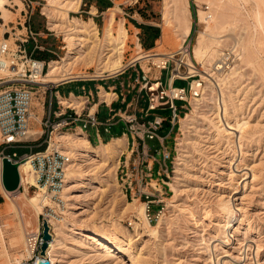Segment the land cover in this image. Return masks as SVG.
<instances>
[{"label": "rangeland", "instance_id": "1", "mask_svg": "<svg viewBox=\"0 0 264 264\" xmlns=\"http://www.w3.org/2000/svg\"><path fill=\"white\" fill-rule=\"evenodd\" d=\"M22 1L23 5L16 0L18 6L9 7L12 11L10 14L11 23L7 24L6 30H4V32L9 31L8 38H11L13 42L15 35L25 36L29 29L33 32L37 31V42L43 44L49 51L34 50L32 53L34 57L44 60L64 57L68 51V36L71 34L68 35L65 26L55 29L50 26L49 16H53L54 11L48 5V0H33L34 9L31 14H29L31 7L29 0ZM103 1L105 0H81L79 10L70 12L69 15L76 16L84 22H88L91 18L98 36L103 37L110 14L108 8L105 7L106 1ZM107 1L111 3L110 8L114 9V19L111 23L112 32L116 33L120 27H123L128 35L122 55L123 65L135 57V40L139 41L143 50H152L151 52L176 50L180 40L177 37L178 30L174 25V19L169 12L173 7V0ZM185 1L191 13V33L186 38V43L190 41V46H192L196 29H198L196 12L199 8L205 9L206 2L203 0ZM27 4L30 7H27ZM15 7L18 10H15ZM227 7H231V5ZM164 8L171 9L165 10ZM164 10L169 12H167L169 22L163 20ZM226 21V25H229L226 27L227 31L224 30L226 35L229 33V28H234V32H242L245 35V32L240 30L243 26L242 21L234 23L231 18H227ZM0 22L3 21L0 20ZM11 26L14 27L12 30L9 28ZM24 26L27 27V30L23 28ZM1 30L2 28H0ZM263 42L261 43L263 44ZM84 44L88 46L90 41H85L83 46ZM33 45L32 40L26 44L28 53L32 51ZM262 47L264 44L260 49ZM82 50L80 54L84 57L87 51L86 48H82ZM141 64L143 67L159 69L151 61L141 62ZM243 65H240L242 69L239 72L243 74V78L238 75L243 88L240 87L242 90L239 89L238 92L241 95H238L241 96L240 99H243L240 114H243L244 117L247 116L249 132L241 141V147L234 136L232 151L228 150L225 137L217 140L216 131L208 120L211 118L210 102L208 101L211 93L209 90L206 91L204 100L196 108V122H192L193 126L187 133L184 134L180 130L181 132L179 131L176 138V152L184 147L183 162L179 167L180 171H178L180 176L177 187L178 194L174 198L175 204L181 207L182 211L175 208L163 209L166 219L158 229L159 237L155 238L149 235L141 221H138L139 226L136 232L132 223V220L136 219V209L131 207L124 213L123 205L119 197L115 196L114 188L84 181L71 189L70 206L73 207L67 210L69 215H64L67 216V225L70 229L62 235L64 238L59 247L60 255L56 264H264V63L256 62L260 70L257 67H255L256 70H251V67ZM145 67L144 69L149 71ZM90 73L102 75L106 72L100 74L99 71L96 72L93 64L78 61L72 65L68 76H89ZM198 78L199 76L196 75L195 79ZM41 86L34 90L36 92L32 101V114L38 116L39 120L37 117V119L34 118L36 121H31L29 133L35 132V134L30 138L36 140L29 142V145L41 143L47 137L46 131L40 135L45 127L38 123L41 116L38 115L39 113L36 114V112L43 114V101L46 95L43 92L44 85ZM231 88L228 90L232 91ZM189 97H192V94ZM191 99L189 110L194 109ZM56 132L54 131L52 136ZM147 141L151 143V140L147 139ZM1 149L0 146V151ZM12 151H16L20 155L26 151L29 152L30 149L28 146H14L5 149L6 153ZM176 155L177 153L174 158L177 157ZM175 161L176 159H173L172 171H169L165 182L170 181V176L173 175L176 168ZM91 163L99 167L98 175L101 174V178L102 176L104 178L108 169L107 164H103L99 160ZM251 166L256 169V180H252ZM115 173L117 176V169ZM244 173L245 175L242 177ZM117 182L122 189L123 181L117 179ZM151 185L160 189L156 181ZM244 185L246 186L244 187ZM165 186L163 197L166 204V200L172 198L173 194L168 185L165 184ZM235 186L237 189L233 193L232 187ZM24 189L28 190L27 196L35 191L33 188L22 185L19 192ZM231 190L232 195L234 194L232 199L236 209V219L232 221L233 225L223 239H210L214 228L222 221L218 217L216 199L219 194L226 195ZM122 198H124L122 200L130 202L135 197L132 199L129 197L127 200L122 189ZM14 200L23 213V229H21L18 214L9 212L5 206L6 198L1 183L0 264H14V258L20 252L27 255L24 236L26 231L36 228L38 223V217L34 216L33 209L27 205L23 197H16ZM138 201L142 202L139 199ZM164 202L163 207L165 206ZM192 214L194 216H191ZM128 220L132 226L128 225ZM114 223L118 227L121 226L122 231H125V235L122 237V249H124L122 255L115 252L104 254L95 245H89L86 248L85 241H83L86 225L107 229L110 235H114L117 233L111 229V225ZM156 223L157 220L152 224Z\"/></svg>", "mask_w": 264, "mask_h": 264}, {"label": "bare ground", "instance_id": "2", "mask_svg": "<svg viewBox=\"0 0 264 264\" xmlns=\"http://www.w3.org/2000/svg\"><path fill=\"white\" fill-rule=\"evenodd\" d=\"M203 1L206 2V6L205 9H197L196 24L198 25V29H196L194 43L190 46L188 53L184 52L183 46L186 43V38L191 33V13L188 10L185 0H173L172 9H168H171L169 12L172 15L170 16L174 19V25L177 28L176 30H178L177 37H179L180 40L176 50L171 52H151L152 50H143L139 41L135 40L136 54L132 61L138 60L140 63H148L151 61L156 67H160L166 60H171L173 58V60L176 61L175 55L181 52L180 58H182L187 70L186 74H195L198 75L199 78H194L191 82V101L194 109H190L185 116L181 118L180 130L183 131L184 134L187 133L191 126H193V121L196 122V108L199 106L200 102L204 100L206 91L209 90L211 93L208 97V101L210 102L209 112L211 115V118L208 119L209 124L216 131V139L219 140L225 137L227 139V148L232 151L234 136L241 147V141L246 137L250 129L249 123L246 120L247 116L244 117L243 114H240L243 100L240 99L241 94L238 92L239 89L242 90L243 88L241 86L242 83H240L241 79L238 77V75H241L243 78V74L239 73L242 69L240 65L244 64V67H251V70H256L255 67L258 65H256V62L264 63V47L260 49L264 44V0ZM8 3L9 0H0V18L3 20V23L0 22V28H2L0 37L13 44L14 40L12 42L11 38L3 37V32L6 30L5 26L10 21L11 12L6 8ZM80 3L81 0H48V5L54 11V15L49 16L50 26L54 29L59 26H65L68 35H71L68 36V51L66 55L60 59H51L47 61V68L39 80L41 85L45 86L49 82H61L74 78V76H68L69 70L72 68V65L78 61L93 64L96 72L99 71L100 74L104 72L114 73L123 67L122 55L128 35L123 27H120L116 33L112 32L111 23L114 19L113 7L108 8L110 13L108 25L105 27L103 37H99L95 24L91 18H89L88 22H84L76 16L71 17L69 15L70 12H77L79 10ZM228 5H231V7H227ZM164 9L168 10L166 8ZM165 10L163 11V20L169 22V17H167L168 11ZM227 18H231L234 23H240L242 21L243 26L240 30L245 32V35L242 32H234V28H232L233 31L229 28V33L226 35L224 30L226 32V27L229 26L226 25ZM174 33L176 32L174 31ZM85 41H90L92 45L89 44L87 46L84 44L83 46ZM261 42H263V44ZM259 45L261 46L259 47ZM82 48H86L87 51L84 57L80 54V52L83 51ZM176 62L178 66V59ZM145 68L150 70L149 67ZM257 69L259 68L257 67ZM7 74L6 70L0 69V78L5 77ZM76 77L78 76L76 75ZM263 77L261 78L263 79ZM155 87L156 85H153L154 89ZM230 88L232 91L228 90ZM243 91L245 90L243 89ZM64 102L72 107L76 104L74 97L69 101L65 99ZM60 110L63 111L61 108ZM31 117L36 121L34 118L37 119V116L32 114V110ZM28 134L30 138L35 132L29 133L28 131ZM50 143L56 145L61 151L67 152L72 160L66 171V184L63 189L66 210L62 211L64 214L61 219L49 218L48 220L51 227V236L47 241V247L44 251V255L49 258L48 264H56L58 261V256L60 255L59 247L64 238L62 235L66 230L70 229L67 225V216L65 217L64 215H69L67 210L73 207L70 206L71 189L76 184L78 185V183H84V181L114 188L116 191L115 196L119 197L123 205L122 210L124 213L130 210L131 207H135L136 219L132 220V223L136 232L139 226L138 221H141L149 235L155 238L159 237L158 229L166 219L163 210L159 213L156 219L157 223L154 225L145 218L144 203L139 202L138 198H134L130 202L122 200L124 199L122 198V189H120V185L117 182L118 177L115 173L117 167H119V156L122 148L119 139L92 146L82 130L79 129V131L75 133L60 130L53 134ZM183 148L178 150L177 157L174 158L176 159L174 163L176 168L173 171V175L170 176V181L166 182L173 196L166 200V204L164 202V197H161L165 204L163 209L175 208L176 210L182 211V208L175 204L174 198L178 194L177 187L180 177L178 171H180L179 167L183 162ZM0 158L1 169L2 157ZM96 160L103 162V164H107L108 169L104 178L103 176L101 178L100 173V175H98L99 167L91 163ZM17 170L20 187L23 185V187L27 186V188H29L27 184L36 185L35 173L30 158L26 157L18 162ZM251 170L252 180H256V169L251 166ZM244 175L245 173L242 177ZM1 183L2 171L0 172V184ZM245 186L246 185H244V187ZM39 188L40 189H34V193L28 196L26 194V189L19 192L18 190L20 188L15 190H6L4 188V195L6 198L5 206L8 208L9 212H16L18 214L21 229H23L24 226L23 213L19 209L14 198L23 197L27 205L33 209L34 216L38 217V215L44 211V206L52 205V202L45 197L43 189L41 187ZM155 188L162 191L161 188ZM236 189L237 186L232 187L233 193L236 192ZM232 190L226 195L219 194L216 199L218 217L222 219V221L214 228V232L211 234L210 239H223L229 228L233 225L232 221L236 219V209L232 199L234 194L232 195ZM191 216L194 215L192 214ZM73 225L75 226V223ZM111 229L117 233L110 235L107 229H99L95 225H86V231L83 233V241H85L86 248L89 247V245H95L100 248L104 254L115 252L122 255V251H124V249H122V237L125 235V231H122V227L116 226L115 223L111 225ZM32 230H37V224L36 228L34 227ZM28 231H26V233ZM27 258L28 253L25 255L23 252H20L15 256L14 264H23L24 260Z\"/></svg>", "mask_w": 264, "mask_h": 264}, {"label": "built area", "instance_id": "3", "mask_svg": "<svg viewBox=\"0 0 264 264\" xmlns=\"http://www.w3.org/2000/svg\"><path fill=\"white\" fill-rule=\"evenodd\" d=\"M30 7L31 14L34 6ZM27 12V11H26ZM1 20V19H0ZM9 31H5L3 36L9 37ZM38 33L28 30L25 36L15 35L13 44L7 42L6 39H0V69L6 70L7 75L0 78V151L1 157H7L12 162H20L22 159L30 158L33 170L35 173L36 185L27 184L29 188L40 189L44 191V195L48 198L52 205L44 206V211L38 215L37 230H29L25 235V250L28 253V258L24 260L23 264H38L40 260H48L44 254H41V246L48 240L43 238V224L46 223L48 227V234L50 233L49 218L61 219L65 210V199L63 198V189L66 184V171L71 162V156L64 151H61L56 145L50 143L51 135L54 131L68 130L71 124L77 120L82 121L81 127L83 129L88 126H96L98 121L95 115L89 111L83 114L81 111L77 112L74 108L66 106L63 111L60 110L61 104L59 97L54 96L55 104L59 106L53 111H48L47 115L41 117L40 125L45 127L46 131L45 147L40 151L31 152L33 146L29 145L36 139L29 138V128L31 127L32 100L37 88L41 87L39 80L47 68V60L40 59L33 56V51H49L43 44L37 42ZM32 40L34 42L31 52H27L26 44ZM184 52L188 53L190 50V41L183 46ZM181 52L175 55V60L178 59V66L176 61L166 60L159 69L169 67L173 76L177 78L187 79L192 78L189 83V91L191 93V82L196 77L195 74H186ZM139 63L138 60L128 62L127 65ZM76 78V77H75ZM56 85L57 83H48L44 88V93L48 86ZM153 84L148 86L150 91V101L155 103L166 99V102L172 104L174 99H184L186 93L183 88L168 87L154 89ZM155 92V93H154ZM153 106V105H152ZM130 129L133 133L145 134L147 138L154 137V131L160 125V120H153L148 122L147 126L144 124L136 125L134 118H129ZM40 135H42L44 133ZM26 147L30 151L18 155L16 151L6 153L5 149L8 147ZM146 154L141 151L140 154L130 160L129 163L124 164L122 169L118 171L117 177L119 181H123V191L130 195V198H138L144 203V215L148 222L156 221L159 213L163 210V201L161 197L164 192L157 190L150 183L144 179V173L141 169L143 160ZM167 158L168 155L165 154ZM166 184V183H165ZM20 188V185H18ZM159 204L157 211H152V205ZM128 225L132 226L130 220Z\"/></svg>", "mask_w": 264, "mask_h": 264}, {"label": "crops", "instance_id": "4", "mask_svg": "<svg viewBox=\"0 0 264 264\" xmlns=\"http://www.w3.org/2000/svg\"><path fill=\"white\" fill-rule=\"evenodd\" d=\"M15 1L9 0L6 5L11 13L9 7L12 5L18 6ZM18 1L20 4H24L22 0ZM30 1L34 3L33 0ZM15 10H18V8L15 7ZM1 21L3 20L1 19ZM9 23L11 22L9 21ZM9 28L12 30L14 27ZM23 28L27 30L26 26ZM149 69L151 68L149 67ZM191 80L192 78L174 77L169 67L146 71L140 62L130 65L125 63L122 68L114 73L106 72L102 75L90 73L89 76L70 78L56 82V85L50 84L45 91L43 114L40 112H36V114L39 113L38 115L44 117L48 111L58 108L59 106L55 104V95L59 97L62 110L68 106L64 100L69 101L74 97L76 104L69 107L74 108L77 112L81 111L83 114L87 111L93 113L98 124L83 129L81 127L82 121L77 120L66 131L75 133L79 129L82 130L91 145H99L119 139L122 148L118 171L121 169L123 171L124 164L129 163L131 159L143 151L146 154L141 165L144 179L150 184L156 181L163 192V188H166L165 178L169 175L173 159L177 153L176 138L180 131V120L189 111L191 98L189 97L191 94L189 83ZM150 84L156 85V87L158 85L159 89L168 87L183 88L186 97L184 99H174L172 104L169 101L166 102V99L152 103L150 101V91L148 90ZM129 118H134L136 125L144 124L147 126L148 122L153 120H160L161 123L154 131V137L150 139L145 134L133 133L128 122ZM147 139L151 140V143ZM31 146H33L31 152L40 151L45 147V141L31 144ZM165 154L168 155L167 158ZM27 193L28 190L26 189ZM125 196L127 200L130 197L128 193H125ZM159 207V204H153L152 211H157Z\"/></svg>", "mask_w": 264, "mask_h": 264}, {"label": "water", "instance_id": "5", "mask_svg": "<svg viewBox=\"0 0 264 264\" xmlns=\"http://www.w3.org/2000/svg\"><path fill=\"white\" fill-rule=\"evenodd\" d=\"M18 162H12L7 157H2V184L6 190H15L19 185V174L17 170ZM43 238L48 240L50 235L48 234L47 224H43ZM47 247V243L44 242L41 246V254H44V251ZM48 260H40L38 264H48Z\"/></svg>", "mask_w": 264, "mask_h": 264}, {"label": "trees", "instance_id": "6", "mask_svg": "<svg viewBox=\"0 0 264 264\" xmlns=\"http://www.w3.org/2000/svg\"><path fill=\"white\" fill-rule=\"evenodd\" d=\"M106 1V2H105ZM105 1H103V2H105V7L106 8H108V7H111V3L109 2V1H107V0H105ZM35 32H37V31H35ZM50 59H52V58H50ZM50 59H48V60H50ZM47 60V61H48Z\"/></svg>", "mask_w": 264, "mask_h": 264}]
</instances>
